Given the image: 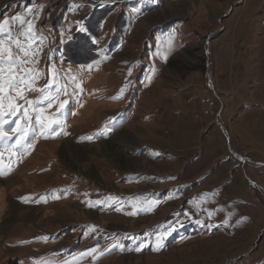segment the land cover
<instances>
[{
	"label": "rangeland",
	"instance_id": "1",
	"mask_svg": "<svg viewBox=\"0 0 264 264\" xmlns=\"http://www.w3.org/2000/svg\"><path fill=\"white\" fill-rule=\"evenodd\" d=\"M17 14L42 39L35 87L54 66L84 91L59 98L67 135L0 144V264H264V171L243 158L264 161V118H244L264 108V0H0Z\"/></svg>",
	"mask_w": 264,
	"mask_h": 264
},
{
	"label": "snow or ice",
	"instance_id": "2",
	"mask_svg": "<svg viewBox=\"0 0 264 264\" xmlns=\"http://www.w3.org/2000/svg\"><path fill=\"white\" fill-rule=\"evenodd\" d=\"M33 11L30 7L26 9L28 14H32ZM36 11L38 12L39 9ZM35 19L36 16H32V19L29 20L23 14H17L0 23V37H3V39H0V144H4L5 141H12L11 144L7 145L8 148L16 151L23 149L25 152L32 148L33 141L37 136L55 138L56 135H60L61 133L67 135L63 131L65 124L62 122V119L64 118V110L71 101L69 99L60 100L59 98L61 96L78 97L84 91L82 87L83 78L77 79L69 70L65 75L70 77V82L74 86L73 91L69 93V80L66 79L63 84H60L57 79L60 74L55 70L54 66L50 72V82L46 83L42 88L37 89L35 87L36 82L42 76L41 70L37 67L39 64L37 57H39L43 50L42 39L37 42L36 33L34 32ZM12 20L17 22V27L21 31L25 28L27 29L24 34V39L28 41L31 38V44H21L19 37L13 41ZM77 23L80 25V31H86L82 22ZM93 43L95 44L96 41L93 40ZM99 63L100 61L94 62L96 65ZM29 64L31 67H28ZM87 68L91 70L93 63H90ZM130 74L131 72H129ZM31 91H39L41 94L36 100H29L26 97V93ZM124 91L125 89H121V93ZM21 100L24 101L23 104L18 103ZM58 101L57 111L55 113L48 111ZM21 121L24 122L23 127L21 126ZM9 123H13L14 126L5 130L4 125ZM8 132L15 133V139L8 135ZM81 139L91 140L92 137H82ZM0 175H4V172L0 171ZM54 198L58 199L59 196H55L54 194ZM103 203V201L95 202L96 205ZM142 204H147L148 207H138L137 212L129 214H137L139 211H151V204H155V201H152L151 204L148 201H143ZM89 206L93 205L90 204ZM134 207L136 206L134 205ZM91 227L95 230V226ZM168 234L166 231L156 235L155 246L157 250L163 246V239ZM43 239L47 238L45 237ZM143 246L141 244L136 250H142ZM112 247H119L123 250L124 246L113 244ZM81 255H93V259H97L99 256L104 255V253L99 252L98 247H93L87 252L81 253ZM37 264H45V262L41 260ZM65 264H70V262L66 261Z\"/></svg>",
	"mask_w": 264,
	"mask_h": 264
},
{
	"label": "crops",
	"instance_id": "3",
	"mask_svg": "<svg viewBox=\"0 0 264 264\" xmlns=\"http://www.w3.org/2000/svg\"><path fill=\"white\" fill-rule=\"evenodd\" d=\"M245 102L241 101V104H244ZM246 104V103H245ZM246 109V110H245ZM244 109V115H245V122L246 124H250L251 126L255 127L259 125V121L261 120V117L264 118V108L262 106H256L254 105L253 107L249 104L248 106L246 105ZM252 116V117H250ZM242 117V118H243ZM248 118V119H247ZM247 119V120H246ZM245 163L249 162L252 165H257L258 170H255L254 168L252 169L253 174L255 175H259L258 172L260 169H262L264 171V161H260V160H252L249 158H245ZM243 162V161H242ZM243 162V163H244ZM264 175V173H262Z\"/></svg>",
	"mask_w": 264,
	"mask_h": 264
}]
</instances>
